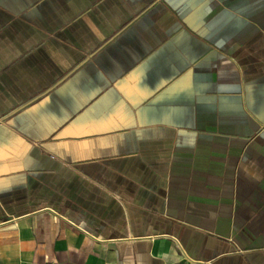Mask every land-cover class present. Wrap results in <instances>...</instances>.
<instances>
[{
    "label": "crops",
    "instance_id": "0c3cea01",
    "mask_svg": "<svg viewBox=\"0 0 264 264\" xmlns=\"http://www.w3.org/2000/svg\"><path fill=\"white\" fill-rule=\"evenodd\" d=\"M0 264H264V0H0Z\"/></svg>",
    "mask_w": 264,
    "mask_h": 264
}]
</instances>
